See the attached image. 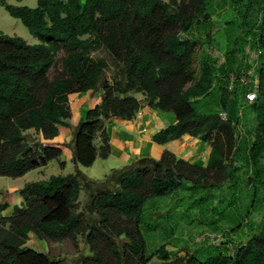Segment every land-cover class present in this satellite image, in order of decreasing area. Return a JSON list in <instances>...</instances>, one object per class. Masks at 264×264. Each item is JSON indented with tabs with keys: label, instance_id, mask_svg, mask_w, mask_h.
Listing matches in <instances>:
<instances>
[{
	"label": "trees",
	"instance_id": "1",
	"mask_svg": "<svg viewBox=\"0 0 264 264\" xmlns=\"http://www.w3.org/2000/svg\"><path fill=\"white\" fill-rule=\"evenodd\" d=\"M0 5L41 40L29 45L0 32V178L60 162L61 147L32 141L28 132L45 141L56 138L60 127H70V97L88 91L104 95L73 129L75 159L83 167L111 155L110 121L132 120L146 106L177 118L155 134V143L189 135L211 147L205 167L165 151L160 160L139 159L103 180L77 170L26 184L19 191L22 205L10 216H2L9 204L0 203V264H61L27 246L31 235L50 243L70 240L76 247L82 237L92 255L81 264H152L155 258L160 264H264V0ZM198 43L205 51L197 76ZM98 48L121 66L114 78L105 79L104 65L85 57ZM208 49L224 62L218 65ZM257 51L255 87V79L241 80L251 78L249 58ZM255 88L257 99L250 103L246 95ZM81 191L88 201L79 211ZM169 197L195 210L231 248L209 245L214 250L202 252V259H173L164 244L149 254L143 233L148 204ZM255 213L263 216L257 226ZM235 234L245 240L233 246Z\"/></svg>",
	"mask_w": 264,
	"mask_h": 264
},
{
	"label": "rangeland",
	"instance_id": "2",
	"mask_svg": "<svg viewBox=\"0 0 264 264\" xmlns=\"http://www.w3.org/2000/svg\"><path fill=\"white\" fill-rule=\"evenodd\" d=\"M83 2L85 0H82ZM168 2L169 0H163ZM180 1V0H179ZM8 3L14 6L36 8L38 0H23L18 2L16 0H8ZM219 28H221L219 26ZM0 32L5 33L9 36H18L24 39L29 45H37L41 43V40L33 36L29 30L22 24L18 19L13 18L6 10L0 5ZM205 49L198 43L196 54L194 57L193 70L198 76L201 71V58ZM208 53L218 60V65L224 62V57L216 49H208ZM85 57L89 61L100 62L104 65V77L105 79L114 78L121 66L117 64L113 58L103 48H98L95 51H90L85 54ZM251 72V71H250ZM249 73V72H248ZM246 80L250 82V79H255L256 74H249ZM245 76V75H243ZM258 83V81H256ZM255 85H257L255 83ZM144 99L141 93L132 92L129 94ZM29 138L32 141H42L41 136L36 134L34 130L28 132ZM43 142V141H42ZM44 143V142H43ZM264 166V157L262 159ZM92 168H97L95 167ZM60 172L72 174L74 168L69 163L66 170L62 169L58 161L51 162L47 167L42 169L33 170L27 173L23 177L0 178V203L9 202V207L5 211L6 216H10L13 212V207L16 198H18L19 189L31 182L46 181L53 175H59ZM105 176H100V180H103ZM20 195V194H19ZM182 197L180 195L177 198ZM181 199V198H180ZM187 200V199H186ZM88 201V195L85 191H81L78 200V210L82 211ZM174 198H163L151 202L148 204L147 222L143 226V233L146 237L147 251L149 254L155 253L162 245H167L171 258L178 256H189L196 255L199 259H202V252H209L214 250L209 244H201L202 237L211 233L204 225L200 222V219L196 217L195 210L188 212L186 208L188 205L179 203ZM152 209V210H151ZM3 216V215H2ZM262 214L255 213L253 216L254 223L256 226L262 221ZM232 237V245L235 246L238 241L245 240V234H239ZM230 245V244H229ZM27 246L33 250L48 255L51 259L60 261L61 264H81L86 258L91 256L90 249L85 242V239L79 237L78 247L70 240L62 243H50L47 241L39 240L34 235H31ZM231 246V245H230ZM230 249V248H229ZM233 252V249L231 250ZM158 258H155L152 264H160Z\"/></svg>",
	"mask_w": 264,
	"mask_h": 264
},
{
	"label": "crops",
	"instance_id": "3",
	"mask_svg": "<svg viewBox=\"0 0 264 264\" xmlns=\"http://www.w3.org/2000/svg\"><path fill=\"white\" fill-rule=\"evenodd\" d=\"M103 95L104 92L102 90L72 95L70 97L72 108V118L69 121L70 127H60L58 136L53 140L45 141L41 137L45 144L58 146L63 149V156L60 162H63L65 166L61 167L62 169L66 170L69 163H71L75 172L80 170L88 177L100 180L101 175L107 176L112 170L122 169L139 159L152 158L160 160L165 151H170L178 158L195 165L203 167L208 165L211 152L210 145L189 135L165 145L155 143L153 141L155 134L174 124L177 118L172 112L153 110L146 106L132 120L114 119L110 121L106 128L112 146L111 155L107 159H98L90 167H83L75 159L72 144L73 129L85 118L88 111L101 103ZM95 165L97 168H92ZM59 175L66 176L69 174L60 172ZM15 202L14 206H21L23 198L18 194ZM2 215L6 216V212L4 211Z\"/></svg>",
	"mask_w": 264,
	"mask_h": 264
},
{
	"label": "built area",
	"instance_id": "4",
	"mask_svg": "<svg viewBox=\"0 0 264 264\" xmlns=\"http://www.w3.org/2000/svg\"><path fill=\"white\" fill-rule=\"evenodd\" d=\"M261 52L257 51V52H252L250 54V58H249V63L253 66L252 69L249 71L248 74H254L255 73V67L257 65V60H258V56ZM242 83L243 84H247L248 81L246 80L245 76L242 77ZM256 81H258V77L256 76ZM255 81L256 84H258ZM257 85H255L256 87ZM246 99L248 100V102L253 103L256 101L257 99V90L256 88L253 89L252 91L248 92L246 95ZM222 117L224 118L225 115L223 114ZM201 242H207L209 245H213L215 247L221 248V247H227V248H231L230 245H224L225 243V237L222 233H207L202 237Z\"/></svg>",
	"mask_w": 264,
	"mask_h": 264
}]
</instances>
